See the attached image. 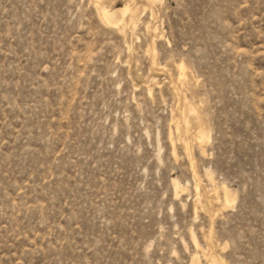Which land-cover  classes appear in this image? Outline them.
Listing matches in <instances>:
<instances>
[{
    "label": "rangeland",
    "instance_id": "obj_1",
    "mask_svg": "<svg viewBox=\"0 0 264 264\" xmlns=\"http://www.w3.org/2000/svg\"><path fill=\"white\" fill-rule=\"evenodd\" d=\"M152 2L0 0V264H264V0Z\"/></svg>",
    "mask_w": 264,
    "mask_h": 264
},
{
    "label": "bare ground",
    "instance_id": "obj_2",
    "mask_svg": "<svg viewBox=\"0 0 264 264\" xmlns=\"http://www.w3.org/2000/svg\"><path fill=\"white\" fill-rule=\"evenodd\" d=\"M151 2L153 1V2H155V1H158V0H150ZM152 2V3H153ZM130 6V5H129ZM125 8V7H124ZM98 10V9H97ZM127 10H130V9H128V8H125V9H122L121 10V12H123V14H124V12H126ZM136 10V9H135ZM133 12V11H132ZM134 13V12H133ZM134 14H136V13H134ZM99 16H100V18H101V20L103 21V22H105L106 24H108V26H112V25H119L120 24V22L118 21V20H116V18H115V14L114 13H108V12H106V11H103V10H101V9H99ZM130 22V21H129ZM135 24V23H134ZM133 25V24H132ZM185 69H186V67H185V65H184V63H180V64H178L177 65V71H178V75H179V78H184L185 76H186V74H185ZM178 78V79H179ZM180 81V80H179ZM189 115H191V116H198L197 115V111H196V109H195V107H193L192 105H186V108H185V110H184V112H183V116H182V118L184 119V123H185V125H186V129H187V126H188V123H189ZM198 118V117H197ZM178 122H179V120H177ZM181 123V122H180ZM180 123H175L176 124V131L179 133V125H181ZM184 125V124H183ZM182 125V126H183ZM199 125H201L200 123H199ZM183 129H184V127H183ZM185 129V132L187 131ZM181 130V129H180ZM202 130V132H204L203 131V129H200L199 131H201ZM201 133V132H200ZM204 133H206V132H204ZM199 133L197 132V135H198ZM203 134V133H202ZM195 140V139H194ZM170 141H171V144L173 145V139L170 137ZM184 141V140H183ZM196 141V140H195ZM198 142V141H197ZM205 142V141H204ZM186 143V142H185ZM184 144V143H183ZM198 144H199V142H198ZM201 144V143H200ZM188 146V145H187ZM200 146V145H199ZM203 146V145H202ZM185 147V146H184ZM201 147V146H200ZM187 148V147H186ZM187 151V150H186ZM203 151V150H202ZM192 169V168H191ZM196 175H194V177H195ZM207 176H208V174H207ZM209 178V180L211 179L212 180V177H208ZM213 181V180H212ZM211 181V182H212ZM195 182H197V181H195ZM173 184H174V188H175V194H176V196H178L179 194H180V192L181 191H183V188L180 186V184L177 182V181H174L173 182ZM195 187H196V189H197V191L199 190V185H198V183H197V185H195ZM222 189H223V187H222ZM227 190V189H226ZM228 191V190H227ZM227 191H225L223 194H224V196H225V200H230L231 198H233ZM216 193V192H215ZM214 193V194H215ZM217 194V193H216ZM218 195V194H217ZM216 195V196H217ZM216 196H214V197H216ZM219 198H221V196L219 197ZM218 197H217V199L216 200H218L219 199ZM213 199V198H212ZM214 200V199H213ZM219 201H220V199H219ZM218 202V201H217ZM221 202V201H220ZM219 202V203H220ZM215 203V202H214ZM218 203V204H219ZM225 203V202H224ZM210 204V203H209ZM212 204V203H211ZM217 204V203H216ZM200 205H202V204H200ZM213 205V204H212ZM225 205H227V204H225ZM211 207H213V206H211ZM225 207V206H224ZM228 207V206H227ZM207 208H208V206H207ZM204 210V209H203ZM212 210V209H211ZM213 212V211H212ZM211 214V213H210ZM214 214V213H213ZM192 240H193V243H194V246H195V248H197V249H199L200 248V246H199V244H198V242H197V240H196V238L194 237V236H192ZM208 240V239H207ZM212 264H222V262H218V261H216L213 257H212V259H211V261H210ZM190 264H199V262H198V260L196 259V257H192V259H191V263Z\"/></svg>",
    "mask_w": 264,
    "mask_h": 264
}]
</instances>
